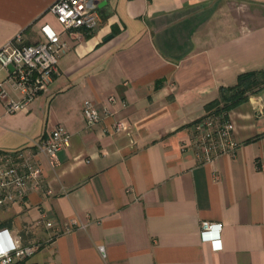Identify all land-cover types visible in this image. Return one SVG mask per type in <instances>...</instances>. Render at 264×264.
<instances>
[{"label":"crops","instance_id":"obj_1","mask_svg":"<svg viewBox=\"0 0 264 264\" xmlns=\"http://www.w3.org/2000/svg\"><path fill=\"white\" fill-rule=\"evenodd\" d=\"M54 2L0 0V47L38 41L44 22L68 46L27 110L0 101V149L59 124L71 134L54 157L39 153L44 188L0 208V245L44 242L23 264H264V87L228 110L234 154L200 163L188 144L222 87L264 69V0H103L94 30H63ZM87 98L102 114L92 127ZM119 119L129 128L110 131ZM203 220L222 223L220 240L202 236Z\"/></svg>","mask_w":264,"mask_h":264},{"label":"built area","instance_id":"obj_2","mask_svg":"<svg viewBox=\"0 0 264 264\" xmlns=\"http://www.w3.org/2000/svg\"><path fill=\"white\" fill-rule=\"evenodd\" d=\"M50 9L63 30H94L102 21L93 0H55ZM40 30L42 36L38 41L26 42L19 33L0 47V64L8 70L5 81L19 92V97H11L5 81H0V101L8 113L27 110L31 102L48 90L58 70L60 55L68 47L62 31L51 23L44 22ZM83 113L88 127L102 119L96 103L90 98L83 102ZM128 128V122L119 119L113 123L110 131L119 132ZM70 137L68 129L59 124L32 144L0 149V208L25 202L34 188H44L39 153L45 152L54 157L58 150L70 144ZM188 144L194 149L200 163L212 162L222 154H234L240 143L235 136V124L229 111L217 106L195 119ZM45 224L53 228L51 238L61 232L52 220H46ZM221 230V222L202 221L201 234L205 239L220 240ZM13 242L11 248L0 245V264H17L42 246L41 241L24 243L20 236L14 237Z\"/></svg>","mask_w":264,"mask_h":264},{"label":"trees","instance_id":"obj_3","mask_svg":"<svg viewBox=\"0 0 264 264\" xmlns=\"http://www.w3.org/2000/svg\"><path fill=\"white\" fill-rule=\"evenodd\" d=\"M263 87L264 69L241 73L238 82L230 87H222L220 99L214 100L207 107L210 109L220 106V108L229 110L245 100L250 93L256 92Z\"/></svg>","mask_w":264,"mask_h":264},{"label":"rangeland","instance_id":"obj_4","mask_svg":"<svg viewBox=\"0 0 264 264\" xmlns=\"http://www.w3.org/2000/svg\"><path fill=\"white\" fill-rule=\"evenodd\" d=\"M52 233H49V236H48V238H50V237H52L53 235H51ZM44 242H42V246L38 249V250H36L32 255H34V254H37V253H39L40 251H43L42 249L44 248ZM31 255V256H32ZM30 257V256H29ZM21 264H23L22 262H20Z\"/></svg>","mask_w":264,"mask_h":264},{"label":"water","instance_id":"obj_5","mask_svg":"<svg viewBox=\"0 0 264 264\" xmlns=\"http://www.w3.org/2000/svg\"><path fill=\"white\" fill-rule=\"evenodd\" d=\"M93 1H94V3H95L96 5H98V4H100V2L103 1V0H93Z\"/></svg>","mask_w":264,"mask_h":264}]
</instances>
